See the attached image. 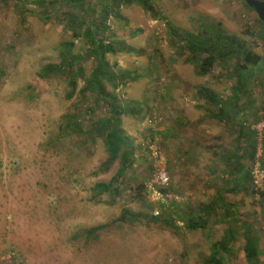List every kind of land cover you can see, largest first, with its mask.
Segmentation results:
<instances>
[{"label": "rangeland", "instance_id": "obj_1", "mask_svg": "<svg viewBox=\"0 0 264 264\" xmlns=\"http://www.w3.org/2000/svg\"><path fill=\"white\" fill-rule=\"evenodd\" d=\"M153 1L177 31L193 30L194 19L206 17L252 41L264 56L263 25L245 0ZM86 2L101 8L99 0ZM66 10L55 0H0V264H208L226 228L218 220L220 211L205 229L186 228L184 217L215 200L218 189L233 185L236 172L223 157L244 155L245 143L197 90L209 87L228 98L237 80L232 65L218 64L198 75L165 20L126 0L120 15L107 20L104 37L117 41V52L107 54L115 70L139 74L116 89L121 103L140 111L122 121L134 141L135 159L118 194H98L95 184L111 180L120 162L104 168L108 154L102 136L67 128L65 114L79 111L88 131L101 110L80 98L95 61ZM73 55L84 69L75 91ZM47 64H61V70L45 72ZM260 70L252 83L254 111L247 113V125L264 118V67ZM256 137L255 158L241 157L253 173L251 187L223 196L239 207L240 224L259 230L264 248V180L254 182L257 169L264 174V136L256 131ZM153 139L160 151L156 160ZM156 163L166 167L169 191L179 201L165 198L163 186L154 183ZM138 183H145L141 193ZM127 208L141 215L120 220ZM167 216L174 220L171 225ZM243 245V237L233 244L229 264H248Z\"/></svg>", "mask_w": 264, "mask_h": 264}, {"label": "trees", "instance_id": "obj_2", "mask_svg": "<svg viewBox=\"0 0 264 264\" xmlns=\"http://www.w3.org/2000/svg\"><path fill=\"white\" fill-rule=\"evenodd\" d=\"M125 1L99 0L101 5V8H99L98 3L92 6V2L87 3L86 0H55L56 3L58 2L67 8L65 15L71 24L75 26V32L82 33L87 40L89 47L87 55L95 61L92 72L88 77L84 78V83L80 89V93L83 96H80V98L85 97L87 101L92 102L94 106H98L99 110H101L99 116L95 119L94 127L88 130L90 132L83 129V124L79 121V111L65 114L67 118L66 125L74 133H86L93 136L92 133L96 132L102 136L108 154V158L103 165L104 168H108L116 161L120 162L118 170L111 180L98 182L94 187L95 193H107L114 196L118 194L120 182L123 181L127 171L133 166L135 159L134 141L125 131L122 121L124 115L140 112L136 105L130 106L129 104L121 103L116 93V89L120 85L124 86L129 80H136L139 74L129 69L115 70L114 65L107 58V54L117 52V41L104 37L107 20L112 14L120 15V6ZM131 1L142 6L147 12L154 14L156 18L165 20L172 37L178 39L176 43L183 45L182 47L187 53L185 60L194 65L195 72L198 75L209 74L213 67L218 64L232 65L231 76L234 74L237 80L232 86L231 94L228 98H224L209 87H201L197 90V93L211 106L217 108L215 114L217 118L226 120L230 124L232 123V126L236 128L238 139H242V142L245 143L243 146L244 155L248 161L253 160L257 154L258 140L256 131L252 128L254 124L247 125L246 115L254 109L253 101L251 100L254 97L252 83L257 82L258 77L256 76L260 73V68L264 67V56L262 53L254 50L252 41L249 42L237 34L226 32L220 24L209 21L206 17L195 18L196 27L193 30L177 31V28L154 4L153 0ZM245 4L254 10L247 2ZM51 16L52 13L48 12L47 17ZM258 19L263 25L262 36L264 38V22L259 16ZM82 29L83 31H81ZM131 49V47L126 48V50ZM72 58L76 60L73 59L72 66H70V76L72 77L70 82L73 85V91H75L78 85V77L84 72V69L79 65L78 56L73 55ZM53 68H57L56 70L60 71L61 64L55 67H50V64H47L43 70L50 72L53 71ZM107 84L111 85V90L107 89ZM240 114H243L244 117H238ZM151 142H157V140L153 139ZM240 149L242 148L238 147V152ZM244 155L239 152V154L223 157L228 160L226 164L232 165L236 172L237 178L234 180L235 182L230 187L218 189L215 200L188 213L184 217L186 228L191 230L205 229L212 221V217L217 210L220 211L218 220L224 222L223 224L226 228L222 237L213 244L212 252L207 258L208 264H229L230 256L235 253L233 244L236 241H240L241 237L244 238L243 250L247 263L263 264L261 256L264 255V248L260 246L259 230L249 223L240 224V220H236L237 214L240 212L239 207L226 200L223 196L225 191H241L251 187L253 173L250 167L247 166L248 162L244 163L241 161V157ZM138 184L136 190L141 193L145 183ZM160 191L166 192L169 191V188L162 187ZM140 215L141 212L127 208L119 219L125 220L132 217L131 220H136ZM173 221L170 216L165 217L166 224L171 225ZM98 227L89 230L88 239L95 236Z\"/></svg>", "mask_w": 264, "mask_h": 264}, {"label": "built area", "instance_id": "obj_3", "mask_svg": "<svg viewBox=\"0 0 264 264\" xmlns=\"http://www.w3.org/2000/svg\"><path fill=\"white\" fill-rule=\"evenodd\" d=\"M156 121L158 122L159 119H157ZM252 127L257 131L258 137L262 138L264 135V119L260 120L259 122L254 124ZM155 143L156 142L152 143V145L150 146V149H151V154L153 158L156 160L160 156V151L158 150V147ZM263 180H264V174H262V172L259 169H257L254 174V182L256 186L260 185ZM153 181L155 184L161 185L163 187L169 186L171 180H170V175L168 171L166 170V167L160 164H157V163L155 164ZM164 197L169 198V199H174L175 201H179V197L177 195H174L170 191L164 192Z\"/></svg>", "mask_w": 264, "mask_h": 264}, {"label": "water", "instance_id": "obj_4", "mask_svg": "<svg viewBox=\"0 0 264 264\" xmlns=\"http://www.w3.org/2000/svg\"><path fill=\"white\" fill-rule=\"evenodd\" d=\"M258 14L259 18L264 22V0H246Z\"/></svg>", "mask_w": 264, "mask_h": 264}]
</instances>
